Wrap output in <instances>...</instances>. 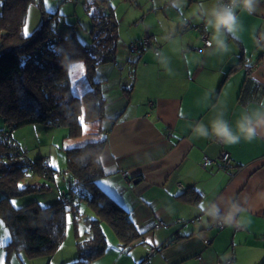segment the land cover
Here are the masks:
<instances>
[{
  "label": "crops",
  "instance_id": "obj_1",
  "mask_svg": "<svg viewBox=\"0 0 264 264\" xmlns=\"http://www.w3.org/2000/svg\"><path fill=\"white\" fill-rule=\"evenodd\" d=\"M209 2L182 0L178 10L171 0H153L164 23L148 26L147 45L135 38L138 48L115 61L116 93L107 106L117 119L101 155L112 174L102 183L142 232L127 250L134 264H264V138L228 145L192 135L195 123L208 124L218 111L234 125L244 107L264 99V45L257 40L264 2L255 14H240V39H228L224 56L205 46L196 28L204 22L197 6ZM188 19L192 26L182 28ZM224 151L227 167L204 165L206 155L219 159ZM57 186L56 195L67 192ZM162 220L166 225L156 226Z\"/></svg>",
  "mask_w": 264,
  "mask_h": 264
},
{
  "label": "trees",
  "instance_id": "obj_2",
  "mask_svg": "<svg viewBox=\"0 0 264 264\" xmlns=\"http://www.w3.org/2000/svg\"><path fill=\"white\" fill-rule=\"evenodd\" d=\"M32 1L36 0H0V117L5 121L0 128V217L11 232L7 245L25 248L30 255L49 254L64 239L68 210L77 217L80 202L86 201L95 215L85 219L86 236L76 242L78 258L62 264H90L109 248L103 221L113 227L124 250L142 235L130 213L102 183L112 174L103 166L101 155L117 117L107 113L106 79L96 73L101 64L116 61L118 22L110 0H85L92 21L91 42H82L74 28L68 33L54 30L46 16L40 27L26 34ZM39 3L43 10V1ZM141 44L145 45L144 39ZM80 60L91 81L82 94L74 90L70 75L71 65ZM93 122L97 128L90 129L92 138L64 147L70 182L67 192L58 193L54 201L44 205L33 199L16 206L13 197L51 189L47 181L26 182L28 176H43L55 183L61 171L45 155L29 159L13 129L44 123L66 126V137L79 138L84 124ZM98 131L101 137L96 136ZM61 194L68 197V204Z\"/></svg>",
  "mask_w": 264,
  "mask_h": 264
},
{
  "label": "rangeland",
  "instance_id": "obj_3",
  "mask_svg": "<svg viewBox=\"0 0 264 264\" xmlns=\"http://www.w3.org/2000/svg\"><path fill=\"white\" fill-rule=\"evenodd\" d=\"M44 9L39 0L32 1L28 7V16L24 26V31L27 34L34 32L40 27L45 19V16L50 20V26L54 30L68 33L70 28H74L77 36L84 43H89L92 40L90 29L92 26L91 16L88 13L85 5V0H42ZM114 7V13L118 22L119 30V46L117 50L116 61H124L130 53L128 50L136 41L135 38H145L147 27L159 29L164 22L162 19V8H157L153 0H110ZM93 10L97 8L96 4H92ZM137 47L138 45L134 44ZM137 51V50H135ZM122 58V59H121ZM105 66L98 67L96 76H101L105 72V77H108L109 82L103 84L105 93L109 96V104L112 100L116 87V69L115 62L104 63ZM112 65V66H111ZM103 70V71H102ZM125 75L129 69L125 65ZM71 81L74 90L82 94L91 87V81L87 76L85 63L80 60L71 65ZM98 77V78H99ZM108 88V89H107ZM108 91H107V90ZM111 112L107 106V113ZM90 124V125H89ZM5 126V121L0 117V128ZM96 124L93 122L84 124V133L79 138H69L66 135L69 132L66 126H53L44 123L25 124L13 129L12 133L15 139L21 144L22 148L26 149V155L31 160H36L39 156L45 155L49 163L57 167L61 172L57 174L56 184L49 181L43 176L30 175L26 182L47 181L51 185V189L47 191H39L31 194L13 197V203L16 206L23 205L33 199L38 200L41 204L51 203L56 198L57 184L68 190L65 183V178H68L66 172L67 158L64 147L68 144L85 141L90 137L91 131L96 130ZM58 187V186H57ZM3 192L0 190V197ZM79 215L75 217L72 210L67 212L66 233L61 244L51 253H42L38 255H30L25 248H16L7 245L11 238V232L8 226L0 217V264H62L78 258L76 242L78 237L86 236L88 225L85 221L86 217L94 216L95 212L86 201H81L79 204ZM104 233L109 244L108 250L100 258L94 259L90 264H134L132 263V254H128L127 250L119 248L120 240L114 231L113 227L107 222L102 223ZM132 250V249H131ZM139 264V263H138Z\"/></svg>",
  "mask_w": 264,
  "mask_h": 264
},
{
  "label": "clouds",
  "instance_id": "obj_4",
  "mask_svg": "<svg viewBox=\"0 0 264 264\" xmlns=\"http://www.w3.org/2000/svg\"><path fill=\"white\" fill-rule=\"evenodd\" d=\"M262 2L264 0H210L208 4L200 3L195 15L205 22V30L212 33L208 47L220 56L229 54L231 49L228 39L239 40L243 31L240 14H255ZM171 7L182 9V0H171ZM192 135L197 138H215L228 145L238 144L242 140L251 143L264 138V99L244 107L234 125L221 110L208 124L203 121L195 123Z\"/></svg>",
  "mask_w": 264,
  "mask_h": 264
},
{
  "label": "built area",
  "instance_id": "obj_5",
  "mask_svg": "<svg viewBox=\"0 0 264 264\" xmlns=\"http://www.w3.org/2000/svg\"><path fill=\"white\" fill-rule=\"evenodd\" d=\"M66 1H73V0H66ZM191 26H192V20H190V19L184 21V23L182 24V28H188V27H191ZM196 28L199 29L200 32H201L200 36H201V39L203 40L205 46H208V43H209V41L211 39V37H210L211 33L209 31L205 30L204 22L199 24V25H197ZM257 40H258L259 43L264 45V35L263 34H258ZM147 43H148V39L145 38L144 44L147 45ZM133 47L134 48H138V46L137 47L133 46ZM156 52L159 53V51H156ZM214 140H216V139L214 138ZM216 141H218V140H216ZM229 156H230V154L227 151H224L221 154L219 159H216V158H213L211 156H207L206 155L204 157V165L208 166V165H213V164L217 163L219 168H225V167H227V162L229 160ZM59 197L62 200H64L66 204L69 203V199H68V197L66 195L61 194V195H59ZM219 223L222 225V224H224V221L221 220V221H219ZM162 225H166L165 221H163V220L159 221L156 224V226H162ZM231 261H232V258H227V259L219 260L215 264H230Z\"/></svg>",
  "mask_w": 264,
  "mask_h": 264
},
{
  "label": "water",
  "instance_id": "obj_6",
  "mask_svg": "<svg viewBox=\"0 0 264 264\" xmlns=\"http://www.w3.org/2000/svg\"><path fill=\"white\" fill-rule=\"evenodd\" d=\"M190 20H191V19H190ZM135 181H137V179H135ZM183 190H184V189L179 188V189L177 190V193H176V194H179V193L183 192Z\"/></svg>",
  "mask_w": 264,
  "mask_h": 264
},
{
  "label": "snow or ice",
  "instance_id": "obj_7",
  "mask_svg": "<svg viewBox=\"0 0 264 264\" xmlns=\"http://www.w3.org/2000/svg\"><path fill=\"white\" fill-rule=\"evenodd\" d=\"M27 34V33H26ZM105 183H107V182H105Z\"/></svg>",
  "mask_w": 264,
  "mask_h": 264
}]
</instances>
